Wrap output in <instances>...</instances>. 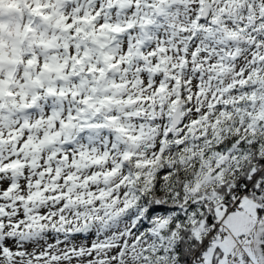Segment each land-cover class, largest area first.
<instances>
[{"label":"snow or ice","instance_id":"snow-or-ice-1","mask_svg":"<svg viewBox=\"0 0 264 264\" xmlns=\"http://www.w3.org/2000/svg\"><path fill=\"white\" fill-rule=\"evenodd\" d=\"M0 264H264V0H0Z\"/></svg>","mask_w":264,"mask_h":264}]
</instances>
